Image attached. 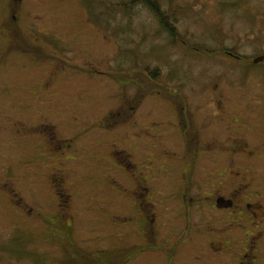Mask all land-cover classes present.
<instances>
[{
  "label": "flooded vegetation",
  "instance_id": "obj_1",
  "mask_svg": "<svg viewBox=\"0 0 264 264\" xmlns=\"http://www.w3.org/2000/svg\"><path fill=\"white\" fill-rule=\"evenodd\" d=\"M13 4L17 20L23 0ZM17 23L0 24V215H21L37 245L20 256L0 220V264H111L98 256L113 246L83 241L65 192L83 152L127 178L124 220L135 227L122 246L145 256L123 264H180L173 246L207 252L206 264H264V85L104 69L93 42L67 48L64 25ZM171 40L237 67L264 63V51ZM96 77L109 82L90 86ZM36 187L49 201L28 193Z\"/></svg>",
  "mask_w": 264,
  "mask_h": 264
},
{
  "label": "rangeland",
  "instance_id": "obj_2",
  "mask_svg": "<svg viewBox=\"0 0 264 264\" xmlns=\"http://www.w3.org/2000/svg\"><path fill=\"white\" fill-rule=\"evenodd\" d=\"M12 1L0 0V24L19 21L64 25L67 48L71 47L75 53H87L93 42L94 47L88 53L99 54V67L105 66L104 69L130 64L132 69L154 68L163 74L209 75L216 78L213 83L219 78L218 83L228 86L264 85V63L237 67L221 55L192 53L182 45L171 44L168 31L173 26L179 37L191 43L234 46L242 52L264 51V0H148L156 4L159 16L141 0H23L17 20L12 19V14L18 17L19 6H11ZM91 32H95L93 38ZM108 82L106 78L96 77L90 86ZM191 84L199 82L192 78ZM104 100L111 105L109 97ZM79 157L76 178L80 182L74 189L65 187V192L72 194L71 206L76 210L72 215L77 230H84L83 241L89 240L93 246H113L105 256H98L100 262H138L145 256L139 253V248L122 246L126 244L123 239L135 227L134 221L124 220L123 204L129 194L127 178L122 170L107 165L106 158L99 163L89 152ZM28 193L49 201L42 188L36 187ZM10 215L7 218L0 215L2 224H10L9 238L14 237L12 244L10 241L8 244L15 245L17 252L21 251L19 255L25 256L28 245H37V240L23 230L25 222L21 215L11 218ZM12 224L17 227L14 232ZM194 241L185 240V243ZM3 243L7 240L0 235V244ZM177 249L173 246L168 253L180 264H206L207 252Z\"/></svg>",
  "mask_w": 264,
  "mask_h": 264
},
{
  "label": "trees",
  "instance_id": "obj_3",
  "mask_svg": "<svg viewBox=\"0 0 264 264\" xmlns=\"http://www.w3.org/2000/svg\"><path fill=\"white\" fill-rule=\"evenodd\" d=\"M141 1H143L144 3H146L148 6H150V8L154 11V13L156 14V15H160L159 13H158V8H157V6H156V4L155 3H153V2H150V1H148V0H141ZM162 22V21H161ZM163 23V22H162Z\"/></svg>",
  "mask_w": 264,
  "mask_h": 264
}]
</instances>
